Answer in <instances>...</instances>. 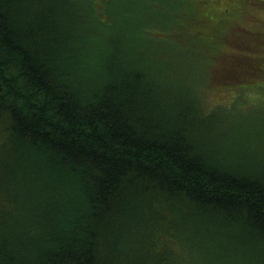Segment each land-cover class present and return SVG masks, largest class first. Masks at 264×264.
Wrapping results in <instances>:
<instances>
[{"label": "trees", "instance_id": "1", "mask_svg": "<svg viewBox=\"0 0 264 264\" xmlns=\"http://www.w3.org/2000/svg\"><path fill=\"white\" fill-rule=\"evenodd\" d=\"M122 1L0 0V264H150L153 252V264H193L213 244L216 261L264 264V167L220 157L240 129L264 159V95L224 111L183 70L164 64L174 80L163 89L122 67L124 41L109 42ZM80 23L116 45L109 80L71 89L62 60L80 53ZM186 59L205 72L204 52Z\"/></svg>", "mask_w": 264, "mask_h": 264}, {"label": "rangeland", "instance_id": "2", "mask_svg": "<svg viewBox=\"0 0 264 264\" xmlns=\"http://www.w3.org/2000/svg\"><path fill=\"white\" fill-rule=\"evenodd\" d=\"M124 3L125 0L117 6V25L109 40L115 43L121 37L124 41L126 47L122 46L119 53V65L128 70L143 68L142 73L138 74L139 77L150 83H152L151 78H158L163 89L168 85V81L174 80L170 78L171 74L165 70L164 64L171 69L183 70L190 74V83L199 85L196 93L209 105H223L224 111H228L233 105L262 102L264 0H127L126 6H123ZM143 22L149 31L140 29ZM82 25L80 23V27ZM85 25L80 28L85 37L81 39L75 37L73 41L80 49L79 55L73 56V53H69L67 60H62L65 67L61 76L71 89H74L73 85H78L80 81H83V84L87 82L88 87L92 86L90 78L98 81L96 85L101 83L100 78H103L104 82L110 79L103 66L107 58L106 54H109L112 51L110 49L116 44L105 49L98 39L87 36L84 32ZM132 28L136 29L137 34L138 31L141 34L143 32L144 39H139ZM91 29L93 27H90ZM156 37L169 38V40L157 44ZM131 39L134 41L132 43H135L134 46H130ZM139 45L146 46L147 49L143 52ZM130 48L135 52V57L121 58L120 55L130 51ZM199 50L205 53V61L202 64L205 72L197 69L196 61L186 59V53L196 57V52ZM146 58H148L147 62ZM151 58L156 59L155 64ZM198 58L200 59L201 56ZM141 60L144 62H141L142 67L136 63ZM131 61L137 67H131L129 65ZM150 65H155L154 72ZM223 69L238 70L234 75L235 80L225 82L228 75ZM158 70L163 77L157 73ZM241 79L245 82L237 81ZM181 89L186 90L182 84ZM140 95L141 91L138 90L136 97ZM233 131L234 135L224 137L220 144L229 149L233 148L235 153L225 150L226 155L220 154L221 161L236 166L245 164L244 166L247 167L245 160L249 159V163L253 160L258 168H263L264 159L259 160L254 150L255 142L247 139L248 132L240 129ZM210 234L211 232L208 231V237L212 236ZM200 235L205 237L206 232L203 231ZM204 244L211 246L213 243L205 241ZM214 246L213 244L212 248L208 249L209 252L205 251L206 254L203 255L192 252L193 264H198L200 261L196 257L203 258L204 255H207L209 260L203 258L199 264H227L225 261H216L218 250Z\"/></svg>", "mask_w": 264, "mask_h": 264}, {"label": "bare ground", "instance_id": "3", "mask_svg": "<svg viewBox=\"0 0 264 264\" xmlns=\"http://www.w3.org/2000/svg\"><path fill=\"white\" fill-rule=\"evenodd\" d=\"M150 262L153 263H157V259H156V254L155 252L152 253V259L150 260Z\"/></svg>", "mask_w": 264, "mask_h": 264}]
</instances>
